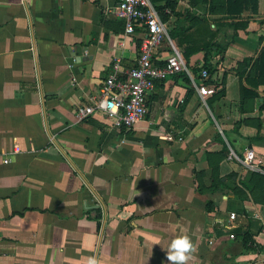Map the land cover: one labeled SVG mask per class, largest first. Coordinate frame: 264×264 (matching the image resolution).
<instances>
[{"label":"crops","instance_id":"0c3cea01","mask_svg":"<svg viewBox=\"0 0 264 264\" xmlns=\"http://www.w3.org/2000/svg\"><path fill=\"white\" fill-rule=\"evenodd\" d=\"M170 1L156 2L168 33L204 18L215 46L190 56L192 78L157 82L124 130L75 117L112 64H135L140 29L125 33L116 0H0V264H170L181 229L198 242L189 264H264V78L246 82L264 0L240 13L227 0ZM201 84L214 93L202 98ZM247 148L253 166L237 159Z\"/></svg>","mask_w":264,"mask_h":264},{"label":"built area","instance_id":"2783aa9c","mask_svg":"<svg viewBox=\"0 0 264 264\" xmlns=\"http://www.w3.org/2000/svg\"><path fill=\"white\" fill-rule=\"evenodd\" d=\"M118 15L125 19V33L134 34L140 29V43L135 64L125 70L120 69L116 61L102 82L99 92L91 104L79 105L75 117L83 120L91 115L102 114L111 127L129 130L142 121L147 113V96L154 90L156 83L179 73L193 74L188 67L182 52L173 43L165 23L160 18L151 0H116ZM162 48L167 53L160 61ZM208 70L201 68V79L208 78ZM198 93L205 98L214 93L210 85L197 86ZM104 107H101V104ZM246 166L256 164L255 152L247 148L242 159L237 158ZM236 214H229V221L224 228L234 237Z\"/></svg>","mask_w":264,"mask_h":264},{"label":"trees","instance_id":"16d2710c","mask_svg":"<svg viewBox=\"0 0 264 264\" xmlns=\"http://www.w3.org/2000/svg\"><path fill=\"white\" fill-rule=\"evenodd\" d=\"M151 1L155 9L157 10L160 18L163 21L167 19L164 13L163 6L168 5L172 9L173 2H171L170 0H164L165 2L162 4L163 5L162 6L156 4V2L159 0H151ZM241 5H242V0H227L228 13H240ZM193 27L194 28L192 29V31H190V29H183V28L169 31V36L172 39H175L178 47L182 49V55L186 63L189 61L191 55L201 50L209 51L212 49L213 46H215V43L212 42V40L215 38L216 32L209 29L206 19L199 18ZM202 67L206 68L208 72H210V69L206 64H203ZM201 68H199L198 71H200ZM251 76L255 78L257 77L264 78V48L261 49L258 57L255 59L254 65L250 69L249 75L246 77V82L248 84L256 86L257 85L256 79L252 78ZM249 91L250 90H248L247 88L245 87L243 88L244 94ZM252 94L255 93L252 92Z\"/></svg>","mask_w":264,"mask_h":264},{"label":"clouds","instance_id":"9594fccd","mask_svg":"<svg viewBox=\"0 0 264 264\" xmlns=\"http://www.w3.org/2000/svg\"><path fill=\"white\" fill-rule=\"evenodd\" d=\"M104 107V104H101ZM198 251V242L194 241L186 230L181 229V234L177 235L170 243L166 253L170 264H189L195 253ZM86 264H102V260L97 256L86 258Z\"/></svg>","mask_w":264,"mask_h":264}]
</instances>
